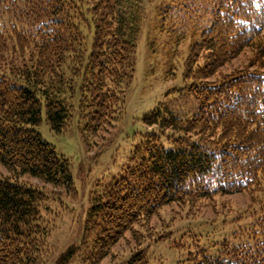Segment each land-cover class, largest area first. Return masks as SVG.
<instances>
[{"label":"trees","instance_id":"trees-1","mask_svg":"<svg viewBox=\"0 0 264 264\" xmlns=\"http://www.w3.org/2000/svg\"><path fill=\"white\" fill-rule=\"evenodd\" d=\"M175 1L159 6L164 30L173 21ZM208 2L190 29L202 40L193 45L195 56L184 71L201 108L184 118L159 103L143 116L156 129L143 135L130 164L112 182L97 184L86 232L97 235L103 256L135 224L171 202L255 186L264 194V69L210 79L246 47L253 48L255 61L264 57V0ZM143 4L0 0V47L10 39L23 45L13 48L23 56L14 54L0 72V166L7 171L0 170V264L42 263V192L23 178L70 193L76 188L70 159L36 126L44 112L50 128L61 134L76 117L88 137L113 120L135 78ZM204 52L205 62L198 64L196 56ZM219 244L215 255L200 247L179 264H264V205L238 238ZM74 254L68 250L64 261Z\"/></svg>","mask_w":264,"mask_h":264},{"label":"rangeland","instance_id":"rangeland-1","mask_svg":"<svg viewBox=\"0 0 264 264\" xmlns=\"http://www.w3.org/2000/svg\"><path fill=\"white\" fill-rule=\"evenodd\" d=\"M143 1L145 18L136 52L135 78L121 95L125 106L119 108L109 124L88 137L80 132L76 117L61 134L50 128L44 112L42 122L36 126L59 155L70 159L76 188L70 193L38 178H23L42 192L40 208L46 235L41 264H179L187 262L190 253L200 247L215 255L221 248L219 242L238 238L264 205V194L258 186L171 202L148 221L135 224L105 256L97 235L86 232L87 212L97 184H108L119 177L130 164L143 135L156 129L144 123V114L162 103L185 118L198 112L202 105L201 98L188 90L192 81L185 79L184 71L189 56H195L191 52L193 45L202 40L201 36L194 37L190 29L197 24V15H202L208 0L175 1L173 21L166 30L161 27L159 15L162 0L151 4ZM16 45L23 46L10 39L5 49L0 47V72L10 67L14 54H21L13 50ZM207 54L196 56L198 64H204ZM254 57L253 48L246 47L219 66L210 79L217 80L241 69L263 70L264 57L258 62V56ZM0 170L7 172L1 166ZM68 250H75V254L64 261Z\"/></svg>","mask_w":264,"mask_h":264}]
</instances>
